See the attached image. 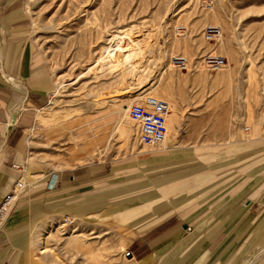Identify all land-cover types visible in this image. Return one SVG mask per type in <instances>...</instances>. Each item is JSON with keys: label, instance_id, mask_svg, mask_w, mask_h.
<instances>
[{"label": "rangeland", "instance_id": "1", "mask_svg": "<svg viewBox=\"0 0 264 264\" xmlns=\"http://www.w3.org/2000/svg\"><path fill=\"white\" fill-rule=\"evenodd\" d=\"M27 7L53 89L26 133L18 176L38 185L78 166L95 169L93 179L35 203L29 264H140L127 253L151 230L132 238L118 206L138 192L136 202L183 199L189 213L170 217L192 225L221 205H247L264 178V0H27ZM209 26L222 29L218 41L205 39ZM110 45L120 46L121 60L104 52ZM208 53L223 55L226 67L208 70ZM176 55L188 58L187 70L172 64ZM143 94L171 105L158 147L139 142L129 116L132 98ZM255 139L263 145L253 147ZM207 146L215 147L211 158L199 152ZM178 178L182 198L155 189Z\"/></svg>", "mask_w": 264, "mask_h": 264}, {"label": "crops", "instance_id": "2", "mask_svg": "<svg viewBox=\"0 0 264 264\" xmlns=\"http://www.w3.org/2000/svg\"><path fill=\"white\" fill-rule=\"evenodd\" d=\"M30 23L27 0H0V200L27 161L26 133L35 123L37 110L49 101L53 89L49 69L34 44ZM251 145L263 144L255 139ZM214 149L207 146L199 152L211 158L216 153ZM94 173L93 168L78 166L54 173L38 185L26 181L32 189L23 192L20 205L0 230V264H29L39 214L35 203L50 193H63L93 179ZM256 180L261 186L251 193L247 205L236 202L227 207L221 205L212 218L200 219L194 225L170 217L189 213L183 199L170 206L166 199L157 196L136 202L140 200V192L123 198L125 201L118 206L132 224L131 237L151 230L136 245L133 257L140 264L160 261L165 264H264V242L260 241L264 209L255 205L264 202V178ZM184 182L185 179L178 178L154 187L162 196L173 194L177 200L182 198ZM258 198L261 201L253 203ZM254 251L258 259H254Z\"/></svg>", "mask_w": 264, "mask_h": 264}, {"label": "built area", "instance_id": "3", "mask_svg": "<svg viewBox=\"0 0 264 264\" xmlns=\"http://www.w3.org/2000/svg\"><path fill=\"white\" fill-rule=\"evenodd\" d=\"M203 35L208 41H218L223 32L218 26H209ZM202 61L210 71L222 70L227 65L223 55L213 53L206 54ZM172 64L180 70H187L190 66L188 58L184 55L173 56ZM171 111V105L166 100L147 94L135 95L130 103L129 116L136 124L139 142L150 147H158L163 144L169 134ZM262 127L264 128V119ZM248 129L249 126H245V130ZM24 171V167L21 166L20 173ZM27 187L28 184L22 174L12 180L10 188L0 200V230L11 213L20 205L21 195Z\"/></svg>", "mask_w": 264, "mask_h": 264}, {"label": "bare ground", "instance_id": "4", "mask_svg": "<svg viewBox=\"0 0 264 264\" xmlns=\"http://www.w3.org/2000/svg\"><path fill=\"white\" fill-rule=\"evenodd\" d=\"M119 37V35H114V39H117ZM123 37V36H122ZM120 38V37H119ZM118 49H120V46H114V45H110L109 47L105 48L104 52L106 53H114L113 55H115L117 57V59L121 60L120 55L117 53ZM116 51V52H115ZM108 57V56H107ZM127 57V55H126ZM53 183V181L51 182V184ZM44 251V250H43Z\"/></svg>", "mask_w": 264, "mask_h": 264}, {"label": "water", "instance_id": "5", "mask_svg": "<svg viewBox=\"0 0 264 264\" xmlns=\"http://www.w3.org/2000/svg\"><path fill=\"white\" fill-rule=\"evenodd\" d=\"M127 256H128V257L133 256L132 252L129 251V252L127 253Z\"/></svg>", "mask_w": 264, "mask_h": 264}]
</instances>
